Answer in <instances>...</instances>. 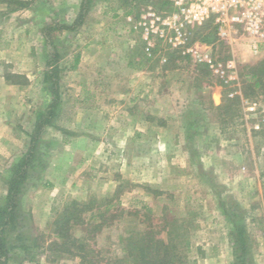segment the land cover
Returning a JSON list of instances; mask_svg holds the SVG:
<instances>
[{
	"label": "rangeland",
	"instance_id": "1",
	"mask_svg": "<svg viewBox=\"0 0 264 264\" xmlns=\"http://www.w3.org/2000/svg\"><path fill=\"white\" fill-rule=\"evenodd\" d=\"M22 1L0 0V77L10 76L0 82V198L50 102L49 58L62 115L43 128L42 164L6 233L22 232L38 253L11 249L7 264H112L136 236H165V223L185 228L197 264H234L231 231L242 224L247 264H264V42L252 51L240 28L205 40L209 29L194 25L183 44L152 37L147 51L137 21L162 0ZM72 200L74 243L62 246L52 223Z\"/></svg>",
	"mask_w": 264,
	"mask_h": 264
},
{
	"label": "trees",
	"instance_id": "2",
	"mask_svg": "<svg viewBox=\"0 0 264 264\" xmlns=\"http://www.w3.org/2000/svg\"><path fill=\"white\" fill-rule=\"evenodd\" d=\"M19 6H24L22 0H14ZM165 4V3H163ZM84 11L82 3L81 10ZM80 14L78 23L81 21ZM209 29L208 33L203 36V39H209L216 36L213 20L210 18L203 24L199 25L196 33L202 34L200 30ZM200 32V33H199ZM46 39H48L46 37ZM80 54L76 52L73 55V63L70 68H75L78 64ZM55 58H49L46 61V68L43 72L42 82L49 86L51 99L45 107L38 110L35 115L33 129L26 134L29 137L28 146L25 152L12 162L8 169L9 177L5 194L0 198V264H7V256L11 249H18L26 254L31 261L34 260L38 251L34 244L28 242L29 239L17 230L12 238H7L8 227L18 225V217L21 212L20 194L22 192V183L28 176V171L42 163L40 135L46 125H53L54 121L62 115V100L58 91V81L56 78ZM10 76L6 75L5 79L9 80ZM251 79H255L254 87H260L259 82L261 76L257 72L250 75ZM12 83H17L11 81ZM77 202L75 200L66 204L63 214L53 220V232L57 234L63 241L60 245L65 246L67 241L71 242L70 234L68 233L70 225L77 221ZM171 225V224H170ZM171 228H167V223L163 228L166 229L165 236L159 235L158 232L148 231L140 236H136L134 243L123 249L124 255L120 259H116L112 264H197V260L191 257L190 240L187 231L181 225L173 224ZM232 242L234 245V264H247L248 253V236L245 226L242 224H234L232 231Z\"/></svg>",
	"mask_w": 264,
	"mask_h": 264
},
{
	"label": "built area",
	"instance_id": "3",
	"mask_svg": "<svg viewBox=\"0 0 264 264\" xmlns=\"http://www.w3.org/2000/svg\"><path fill=\"white\" fill-rule=\"evenodd\" d=\"M162 1L166 3V7L154 9L147 6V11L140 14L137 21L147 51L151 50L152 37L167 41L173 46L183 44L186 28L199 26L210 18L216 34L221 38L231 39L232 31L240 28L247 36L248 46L252 51H258L259 44L264 42V0ZM125 18L131 20L134 16L128 14ZM196 50L193 46L186 48V52L193 53L198 61H205L212 66L208 55L197 54ZM225 66L231 68L234 62L229 60Z\"/></svg>",
	"mask_w": 264,
	"mask_h": 264
},
{
	"label": "crops",
	"instance_id": "4",
	"mask_svg": "<svg viewBox=\"0 0 264 264\" xmlns=\"http://www.w3.org/2000/svg\"><path fill=\"white\" fill-rule=\"evenodd\" d=\"M0 82L2 83V85H5L6 86V81H5V79H4V77H0ZM164 113H165V115H168V116H166V117H164L165 119L167 118V117H170V116H172L171 114H170V112L168 111V110H164ZM151 115L152 116H158L159 114H157V113H151ZM150 116V115H149ZM175 116V115H174ZM150 118H151V116H150ZM163 128V130H164V132H165V130H166V128L165 127H162Z\"/></svg>",
	"mask_w": 264,
	"mask_h": 264
}]
</instances>
